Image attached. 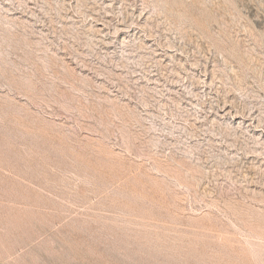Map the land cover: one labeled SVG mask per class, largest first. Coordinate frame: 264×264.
Returning a JSON list of instances; mask_svg holds the SVG:
<instances>
[{
	"label": "rangeland",
	"instance_id": "obj_1",
	"mask_svg": "<svg viewBox=\"0 0 264 264\" xmlns=\"http://www.w3.org/2000/svg\"><path fill=\"white\" fill-rule=\"evenodd\" d=\"M0 264H264V0H0Z\"/></svg>",
	"mask_w": 264,
	"mask_h": 264
}]
</instances>
